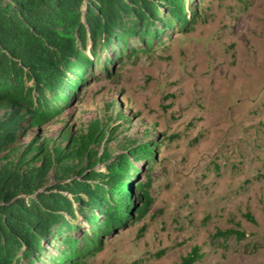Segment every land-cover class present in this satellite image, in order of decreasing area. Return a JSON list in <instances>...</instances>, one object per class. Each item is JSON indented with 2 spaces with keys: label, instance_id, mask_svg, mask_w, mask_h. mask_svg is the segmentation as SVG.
<instances>
[{
  "label": "rangeland",
  "instance_id": "obj_1",
  "mask_svg": "<svg viewBox=\"0 0 264 264\" xmlns=\"http://www.w3.org/2000/svg\"><path fill=\"white\" fill-rule=\"evenodd\" d=\"M192 7L188 31L168 30L151 51L113 59L106 72L86 44L88 71L59 113L22 126L16 147L0 153V164L13 162L33 140L67 153V138L83 141L99 129L104 137L89 146L94 155H82L84 164L152 140L151 169L133 160L128 192L138 207L135 184L146 182L150 203L140 218L132 208L123 224L104 229L101 250L85 264H177L192 247L201 254L194 264H264V0ZM6 111L0 105V118ZM56 168L48 184L59 178ZM76 223L75 233L86 229L79 216ZM228 228L244 237L216 234Z\"/></svg>",
  "mask_w": 264,
  "mask_h": 264
},
{
  "label": "trees",
  "instance_id": "obj_2",
  "mask_svg": "<svg viewBox=\"0 0 264 264\" xmlns=\"http://www.w3.org/2000/svg\"><path fill=\"white\" fill-rule=\"evenodd\" d=\"M193 5L194 0H0V105L7 108L0 118V153L16 147L22 126H41L59 113L82 83L90 56L106 72L113 59L147 53L166 31L190 29L197 17ZM86 44L90 56L83 53ZM103 137L99 129L83 141L69 137L67 153L33 140L15 161L0 164V264H85L101 250L104 229L123 224L132 208L133 220L144 214L151 201L148 184H135L142 203L136 207L128 198L134 181L129 171H138L133 160L151 169L152 140L132 142L113 155L104 151L83 164L82 155H94L89 146ZM69 158L80 165H67ZM54 166L59 178L48 184ZM77 216L86 223L79 233ZM216 234L244 237L230 228ZM200 257L192 247L177 264Z\"/></svg>",
  "mask_w": 264,
  "mask_h": 264
}]
</instances>
